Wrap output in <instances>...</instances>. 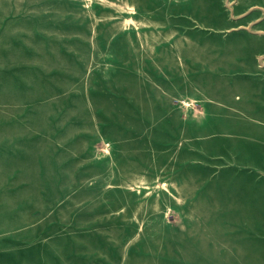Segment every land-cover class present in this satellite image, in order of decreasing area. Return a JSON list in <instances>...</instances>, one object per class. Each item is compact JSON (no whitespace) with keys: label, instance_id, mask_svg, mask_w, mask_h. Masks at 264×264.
I'll list each match as a JSON object with an SVG mask.
<instances>
[{"label":"rangeland","instance_id":"obj_1","mask_svg":"<svg viewBox=\"0 0 264 264\" xmlns=\"http://www.w3.org/2000/svg\"><path fill=\"white\" fill-rule=\"evenodd\" d=\"M254 135L264 0H0V264H264L202 178Z\"/></svg>","mask_w":264,"mask_h":264},{"label":"crops","instance_id":"obj_2","mask_svg":"<svg viewBox=\"0 0 264 264\" xmlns=\"http://www.w3.org/2000/svg\"><path fill=\"white\" fill-rule=\"evenodd\" d=\"M251 0H241L250 2ZM262 3V0H259ZM204 102L205 114H211L210 106ZM242 152L231 150L227 153L228 159L223 167L211 174L202 175L207 182L205 191L210 188L218 190L212 201L217 199L223 206H229L234 213L238 224L237 236H241L242 242H234L236 246L227 248L226 251L238 252L242 247L256 242L258 237L264 236V148L260 137L253 136L252 141L246 145ZM235 154V156H232ZM223 160V159H222ZM195 163L196 160H190ZM197 177V176H196ZM258 242V241H257ZM234 245V244H232ZM240 245L242 247H240Z\"/></svg>","mask_w":264,"mask_h":264}]
</instances>
